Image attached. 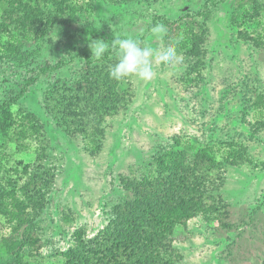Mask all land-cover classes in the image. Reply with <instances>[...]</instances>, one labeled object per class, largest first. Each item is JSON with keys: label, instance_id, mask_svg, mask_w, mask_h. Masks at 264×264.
Returning <instances> with one entry per match:
<instances>
[{"label": "rangeland", "instance_id": "374dc122", "mask_svg": "<svg viewBox=\"0 0 264 264\" xmlns=\"http://www.w3.org/2000/svg\"><path fill=\"white\" fill-rule=\"evenodd\" d=\"M87 1L94 6L92 13L80 9L61 34L52 36L54 42L47 37L40 45L23 44L20 53H0V107L5 100L14 102L20 131L33 120L28 119L39 121L37 139L50 145V166L56 168L52 187L28 200L24 212L33 217L29 235L38 239L37 249L29 250L31 264H62V253L77 247L79 235L92 240L118 220L127 221V205L136 200L150 160L177 141L190 142L194 153L204 145L231 144L226 150L231 155L228 160L219 157L221 169L215 172L224 179V184L215 182L222 189L225 219L216 220L210 209L201 208L175 225L169 237L175 264H264V44L256 46L245 37L264 43V11L262 28L252 19L240 32L233 22L235 11L239 3L254 9L252 0H160L150 8ZM258 3L264 5V0ZM186 14L209 24L201 59L177 49L176 26L170 29L160 21L163 38L150 35L154 17L179 21ZM115 37H143L154 50L174 45L180 59L153 62L151 81L128 78L118 86L119 95L126 99L130 93L132 100L107 120L101 142L67 135L44 107L43 93L49 84L81 71L71 62L74 54L92 41L110 43ZM65 62L72 65L65 67ZM45 66L56 71L44 74ZM4 138L0 153L7 151L9 168L20 161L31 168L38 165L39 141H17L13 129ZM214 204L206 200L204 207ZM11 232L0 215V238ZM4 253L0 250V264Z\"/></svg>", "mask_w": 264, "mask_h": 264}, {"label": "trees", "instance_id": "16d2710c", "mask_svg": "<svg viewBox=\"0 0 264 264\" xmlns=\"http://www.w3.org/2000/svg\"><path fill=\"white\" fill-rule=\"evenodd\" d=\"M112 1L133 8H150L154 3L160 2ZM252 1L254 9H244L250 4L245 6L239 3V8L235 11L233 22L239 28L249 26L252 19L258 20V26L263 27L261 17L264 5L258 3L259 0ZM93 8V4L87 0H0V53H20L19 47L23 44L40 45L47 37L52 40L54 34H61L62 28L66 29L72 23L71 20L77 16L80 9L92 13ZM207 11L209 13L211 9L207 8ZM154 19V25L161 21L170 29L177 27V39L174 44L178 50L194 58L201 59L205 56L204 43L206 30L209 28L206 21L190 14H186L184 20L179 21H169L167 17L162 16ZM244 31L245 28L240 32ZM17 32L20 36L16 35ZM246 36L247 40L256 46L264 44L262 38L249 34ZM142 41L145 42L143 37ZM72 57L71 62L81 66V71L71 78L49 84L43 93L44 107L60 127L64 126L67 135H85V139L90 142H101L107 120L128 108L132 100L131 95L127 93L125 99L117 91L124 80L117 82L109 78V68L116 62L111 52L105 53L103 59L97 60L92 58L90 47H83L81 53ZM71 62H65V67L72 65ZM62 66L64 65H57L59 69ZM55 69L56 67L45 66L41 71L45 74L56 71ZM13 103L5 100L0 107V139L5 140L4 134L7 135V132L13 129L17 141L37 140L40 149L37 151L38 165L33 168L30 164L23 165L22 161L9 168L7 151L0 153V215L6 218L12 228L9 237L0 238V250L5 252L1 262L31 264L29 257L31 258L32 253L29 250L37 249L38 239L29 235L28 225L33 217L30 214L25 215L24 212L27 211L26 207L30 206L29 201L31 203L36 196L42 195L43 189L49 190L52 187L56 168L50 166V145L44 144L42 139H37L42 125L39 126V121H35L33 117L28 119H33L30 123L27 121V124L22 125L24 130L20 131L22 122L18 124V118L12 110ZM230 145H204L194 153L195 147L190 142L177 141L164 154L156 152L148 164V175L141 185L136 187V200L127 205L128 220H118L92 240L83 239L79 235L77 247L68 253H62V264H175L176 252L169 242L175 225L183 223L191 216V212L201 208L210 209L216 214V220L226 217L225 211L222 212V189L220 190L215 182L224 184V179L222 174L216 178L215 172L221 169L219 157L226 160L230 158V151H226ZM226 153L228 156L223 157ZM215 192L219 195L218 198ZM206 200L215 201V207H204ZM17 234L18 238H15Z\"/></svg>", "mask_w": 264, "mask_h": 264}, {"label": "clouds", "instance_id": "9594fccd", "mask_svg": "<svg viewBox=\"0 0 264 264\" xmlns=\"http://www.w3.org/2000/svg\"><path fill=\"white\" fill-rule=\"evenodd\" d=\"M164 34L163 24H156L150 29V35L155 39H162ZM90 48L92 58L97 60L103 59L108 52L114 55L116 62L109 68L108 75L117 82L128 78L151 81L156 75L153 62L170 64L180 59L174 45H169L163 50H154L144 41L133 37H115L110 43L103 40L92 41Z\"/></svg>", "mask_w": 264, "mask_h": 264}]
</instances>
